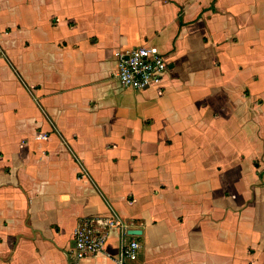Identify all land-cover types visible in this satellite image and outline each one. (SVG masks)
<instances>
[{"label":"crops","instance_id":"crops-1","mask_svg":"<svg viewBox=\"0 0 264 264\" xmlns=\"http://www.w3.org/2000/svg\"><path fill=\"white\" fill-rule=\"evenodd\" d=\"M147 42L161 85L121 88ZM109 210L132 264H264V0H0V264H66Z\"/></svg>","mask_w":264,"mask_h":264},{"label":"built area","instance_id":"built-area-1","mask_svg":"<svg viewBox=\"0 0 264 264\" xmlns=\"http://www.w3.org/2000/svg\"><path fill=\"white\" fill-rule=\"evenodd\" d=\"M116 77L123 89L136 91L159 87L168 70V62L158 48L149 42L127 51L116 50ZM44 138L45 135L39 134ZM119 235L118 251L114 264H132L138 256L140 244L130 234L128 224L113 210L107 215L81 217L73 228L72 246L66 253V264H83L85 258L104 250L109 234Z\"/></svg>","mask_w":264,"mask_h":264},{"label":"water","instance_id":"water-1","mask_svg":"<svg viewBox=\"0 0 264 264\" xmlns=\"http://www.w3.org/2000/svg\"><path fill=\"white\" fill-rule=\"evenodd\" d=\"M139 230H130V234H138Z\"/></svg>","mask_w":264,"mask_h":264}]
</instances>
